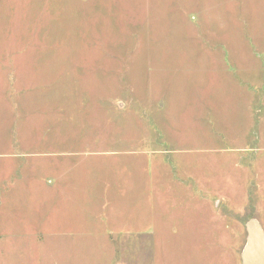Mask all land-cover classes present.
Here are the masks:
<instances>
[{"label": "rangeland", "instance_id": "1", "mask_svg": "<svg viewBox=\"0 0 264 264\" xmlns=\"http://www.w3.org/2000/svg\"><path fill=\"white\" fill-rule=\"evenodd\" d=\"M229 1L0 0V264H135L116 227L142 224L153 225L136 236L145 264L152 248L156 264H237L229 223L243 208L244 217L264 210L253 191L255 172L264 186V163L226 149L232 133L217 130L215 95L224 81L219 114L230 128L233 88L198 52L264 46V1L243 0L241 16ZM53 143L79 148L76 178L60 181L56 168L42 173L15 156ZM140 169L137 198L125 182ZM113 175L124 176L112 181L123 200L102 198ZM74 180L56 197V185ZM223 196L227 206L215 209Z\"/></svg>", "mask_w": 264, "mask_h": 264}, {"label": "crops", "instance_id": "2", "mask_svg": "<svg viewBox=\"0 0 264 264\" xmlns=\"http://www.w3.org/2000/svg\"><path fill=\"white\" fill-rule=\"evenodd\" d=\"M232 4H235L233 6V13L236 15L238 13V16H241V7L245 4V2H242L243 0H231ZM264 1V0H261ZM230 1L228 0V3ZM227 3V2H226ZM227 3V4H228ZM225 4V2H224ZM256 4V2H255ZM261 6H264L261 5ZM236 35V32H235ZM228 39V37H226ZM261 38V37H260ZM233 39V38H232ZM261 42L264 43V37L263 39L261 38ZM200 54V63L202 64V67L206 69L212 70V64L215 63V66H223L224 71L221 72L222 76H227L229 77V80L232 88H233V93L234 96L232 97V102H233V122H231V127L229 128L227 124H225V116H220L219 113L225 111H222L223 108V103L226 100L225 98V91L224 86L225 83L224 81L220 82V86L222 87L221 89H217V93L219 95H215L217 98V102L221 103V106L217 105L215 107L216 114L220 117V119H217L219 121V125H217V130L223 133L224 130H227V132L230 131V147L226 148L229 151H234L235 153H240L242 154V158L240 159L243 161L244 158L251 159L250 165L258 167L260 164L264 163V46H247L244 49L236 48V46H224V45H219L214 49H210L208 47L200 49L198 52ZM215 53L216 58L215 61H212V54ZM229 65V66H228ZM209 67V68H208ZM221 71V70H220ZM217 76H219V73H217ZM217 83L220 81V77H217ZM219 84V83H218ZM24 133V132H22ZM233 133L236 134L233 136ZM218 134V133H217ZM235 143V144H234ZM54 145V146H53ZM227 146V145H226ZM45 148L48 151L44 152H38L37 153H32L33 149L30 151H25V154H22L19 152L18 155L20 160H23L22 162H27V164L30 166L34 162L38 163V166H40V171L42 173L47 172L48 170H52L56 168V179L57 177L59 180H68V177L72 175L73 179L76 178L72 172L74 169L76 172L80 173V154H79V148L78 147H71V149H68V151L65 153L63 152L62 149L57 148V146L53 144L46 145ZM29 149V148H28ZM58 149V150H57ZM66 149V150H67ZM225 148L221 149H216L217 153H220L223 151ZM70 150V151H69ZM246 154V155H245ZM247 154H252L250 157ZM42 156V159L45 157V160H38ZM54 159H52V158ZM55 163V164H51ZM64 165V168L66 167L65 170H67V174L64 175L62 173L61 169H58V167L62 164ZM117 165H122V164H117ZM134 166V164L132 165ZM136 166V165H135ZM153 166H155V163H153ZM121 170V169H120ZM71 171V172H70ZM143 173V170L140 169L135 170V177H131L132 181L131 182H125L126 187H128L129 184H131L133 189H137L136 196L137 198L143 197V195H140L139 192L141 188L144 186V181L143 183L141 180H143V175H140L139 173ZM260 172V171H259ZM78 173V175H79ZM261 174V173H260ZM114 177H109L106 178L104 182H102V187L105 189V197L102 198H110V199H115V198H120L123 200L125 198L124 193L121 194V192L125 189L124 186H119V185H114L112 184V181H118L117 179H121V175H113ZM121 176V177H120ZM79 176H77L78 179ZM262 176L257 175V173H254V181L255 182H260V184H255L253 185L254 192H255V198H258L260 203L264 202V196H261L260 194L262 193L264 195V189L263 185L261 184V181L263 180L261 178ZM76 180V179H75ZM75 180L73 181L72 184H69V181H64L62 184L65 185H56L55 186V192H56V197H61L65 198V196L70 192L74 191L75 189ZM86 180V179H82ZM122 182L125 181V179L121 180ZM14 185L17 184V180H14L13 183ZM92 189L91 184L88 185ZM181 187H184L181 186ZM53 189V188H52ZM140 189V190H139ZM248 192L250 191L248 186H247ZM134 192V191H133ZM201 193V191H199ZM42 193V192H41ZM40 193V194H41ZM49 193V188L48 184L44 187L43 189V194L46 196ZM74 194V193H73ZM205 194V193H204ZM203 194V195H204ZM104 195V194H103ZM243 197L246 198V194L243 195ZM46 198V197H45ZM71 198H75L72 197ZM58 199V198H57ZM228 199L227 197L223 196L220 197V200L217 201L215 209L219 208L220 206V201L225 203L226 200ZM246 199L241 203V205L244 206ZM75 205V201H73ZM227 203H225V206ZM224 206V207H225ZM223 207V209H224ZM63 208V207H61ZM252 208V207H251ZM247 208H243L241 211L237 213V215L233 216L232 222H230V227L234 228L235 231L238 232V238H237V245L235 249H232L229 251L231 253V258L233 259L235 256L236 263L241 264V252L243 248L245 247L246 240H247V233L245 230V224L249 220H255L263 234H264V210L260 207H253V211H251L247 216H243V214L246 213ZM229 211V206L228 209ZM224 210H221V213H219L220 218H223L224 222H229L231 221L230 217L228 215L223 214ZM254 212V213H253ZM253 213V214H252ZM240 218H245L244 223L241 225ZM78 219V218H77ZM72 220V219H71ZM237 220V221H236ZM66 225H63L61 227L62 229L65 228ZM153 225L149 226V224H142V226L139 227V230H131L132 228L126 229L124 227H116V229H119V233L123 237L122 240L119 242L121 243L122 246L126 247H131L130 250L135 254V264H145L143 260L139 258V255L142 256L143 250L141 249L142 245V240L136 239V236L139 235H144V233L148 232L150 229L152 230ZM242 229V230H241ZM241 230V231H240ZM105 237H112L114 232L112 229H107L106 232H103ZM242 233V235H241ZM112 239V238H111ZM241 239L243 241H241ZM110 240V238H109ZM154 243L157 241H153ZM137 243H139L137 245ZM195 246H200L202 245L200 241H195ZM112 244V243H111ZM150 244V243H149ZM134 245H136L135 251L133 250ZM158 245V244H157ZM182 245V244H181ZM212 246H215V243H211ZM112 246V245H109ZM154 246V244H153ZM127 250H125L126 255H128ZM154 249L152 248V258H151V264H156V258L154 255ZM73 255V253H72ZM148 264V262H147Z\"/></svg>", "mask_w": 264, "mask_h": 264}, {"label": "water", "instance_id": "3", "mask_svg": "<svg viewBox=\"0 0 264 264\" xmlns=\"http://www.w3.org/2000/svg\"><path fill=\"white\" fill-rule=\"evenodd\" d=\"M247 240L241 252V264H264V234L255 220L245 224Z\"/></svg>", "mask_w": 264, "mask_h": 264}]
</instances>
